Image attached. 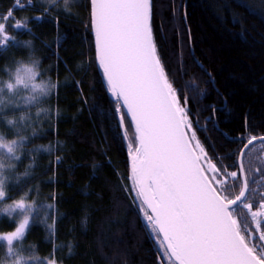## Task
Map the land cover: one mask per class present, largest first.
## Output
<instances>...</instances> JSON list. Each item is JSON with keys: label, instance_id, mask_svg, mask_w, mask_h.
<instances>
[{"label": "trees", "instance_id": "16d2710c", "mask_svg": "<svg viewBox=\"0 0 264 264\" xmlns=\"http://www.w3.org/2000/svg\"><path fill=\"white\" fill-rule=\"evenodd\" d=\"M90 13V0H76L70 12L50 9L43 0H0L6 29L0 39L11 37L9 46L0 47V76L5 63L24 54L22 42L32 40L45 72L58 81L48 102L62 113L26 149L18 170L33 162L35 168L19 185H9L8 200L23 193L48 202L43 220L39 212L45 206L34 210L37 219L24 241L25 247L38 244L47 264H169L127 180L131 126L122 138L96 61ZM151 25L165 75L207 160L240 177L239 138L246 143L250 136H264V0H152ZM0 132L11 135L2 123ZM43 143L54 150L33 153ZM243 165L250 192L255 189L252 194L259 197L262 143L248 150ZM124 184L135 194V206ZM238 190L225 194L234 198ZM245 216L250 220L241 206L238 218ZM16 226L14 217H3L0 232Z\"/></svg>", "mask_w": 264, "mask_h": 264}, {"label": "snow or ice", "instance_id": "6c2138e0", "mask_svg": "<svg viewBox=\"0 0 264 264\" xmlns=\"http://www.w3.org/2000/svg\"><path fill=\"white\" fill-rule=\"evenodd\" d=\"M90 15L96 59L114 97L116 123L121 129L135 127L138 146L131 171L136 198L164 257L169 264H264V193L253 195L255 189L250 192L248 179L241 180L237 171L227 173L211 160L208 168L202 166L207 152L165 75L154 43L152 0H91ZM5 30L0 23V34ZM10 40L4 36L0 47L9 46ZM243 140L239 138L241 161L254 142L264 146V136ZM128 147L131 154L132 145ZM239 171L244 173L243 163ZM221 175L234 183H226ZM237 188L234 198L225 194ZM241 206L250 220L238 218ZM18 207L25 211L23 204ZM7 217L12 218L11 211ZM25 228L27 219L0 238L7 240L10 253Z\"/></svg>", "mask_w": 264, "mask_h": 264}, {"label": "clouds", "instance_id": "9594fccd", "mask_svg": "<svg viewBox=\"0 0 264 264\" xmlns=\"http://www.w3.org/2000/svg\"><path fill=\"white\" fill-rule=\"evenodd\" d=\"M50 9L59 8L70 12L76 0H43ZM24 54L17 56L2 67L3 75L0 76V123L10 130L11 135L0 132V215H8L16 219V227L28 220V228L36 215L35 209L43 204L40 210V219H44L47 212L46 200L38 195L29 199L23 193L18 197L8 200V187L10 184L19 185L35 168L31 163L24 170H18L19 161L31 145L33 140H38L44 134L45 126L54 123L61 116V110L48 101L54 96L58 81L46 73L43 67V58L38 54L32 40H25L21 44ZM54 150V145L48 143L37 144L33 153L47 154ZM24 205L22 213L18 207ZM29 208L31 212L27 211ZM86 226L87 220L81 221ZM24 235L15 239L9 252L7 240H3V252L0 253V264H47L46 258L39 252V245L30 243L27 247ZM15 228L8 232H0V238L14 233Z\"/></svg>", "mask_w": 264, "mask_h": 264}, {"label": "rangeland", "instance_id": "374dc122", "mask_svg": "<svg viewBox=\"0 0 264 264\" xmlns=\"http://www.w3.org/2000/svg\"><path fill=\"white\" fill-rule=\"evenodd\" d=\"M29 6H31V5H29ZM8 18H10V17H8ZM131 127H132V125H131ZM132 130H133V132H134V129H133V127H132ZM136 137V135H135V132H134V134L132 133V132H130L129 131V135H128V139H129V141H131L130 142V144L132 145V148H133V151H132V155H134L135 154V151H134V149L138 146L137 145V142H136V140H134V137ZM208 164H209V161L207 160V158L206 159H204V160H202V166L203 167H205V168H208ZM239 174H240V172H239ZM130 175H131V173H130ZM264 178V177H263ZM240 179H241V176H240ZM128 180V183L129 184H133V186H134V183H133V180H132V176L130 177V178H128L127 179ZM262 185H264V180H263V182H262ZM124 187H125V191H126V195H128V200L131 202L132 201V199H135V196L133 195L132 196V192L130 191V186H128L127 184H124ZM264 193V192H263ZM130 194V195H129ZM133 206H135L134 204H133ZM3 217H7L6 215H0V221H1V219L3 220ZM2 243V245L4 246V241H2V240H0V244Z\"/></svg>", "mask_w": 264, "mask_h": 264}, {"label": "water", "instance_id": "95a60500", "mask_svg": "<svg viewBox=\"0 0 264 264\" xmlns=\"http://www.w3.org/2000/svg\"><path fill=\"white\" fill-rule=\"evenodd\" d=\"M90 3H91V0H90ZM93 34H94V32H93ZM94 40H95V37H94ZM95 52H96V47H95ZM97 64H98V61H97ZM99 67V66H98ZM100 69V68H99ZM101 70V72H102V74H103V70L102 69H100ZM105 79V78H104ZM105 82H106V80H105ZM109 95H110V98L112 99V101H114V97H112V95L109 93ZM133 126V129H134V132H135V127H134V125H132ZM121 129V128H120ZM121 132H122V134L123 133H126V128H124V129H121ZM135 135H136V133H135ZM262 142H260V141H257V142H254L253 143V145H250L249 146V148L247 149V150H245L246 151V153L248 152V150L251 148V147H253V146H255V145H258V144H261ZM241 163H243V160L241 161V159L239 158V169H240V165H241ZM131 169H132V157H131V164H130V172H131V176H132V171H131ZM240 172V171H239ZM240 176H241V180H243V179H245L246 177H245V174L243 173V174H241L240 173ZM133 180V179H132ZM134 183V182H133ZM134 188H135V186H134Z\"/></svg>", "mask_w": 264, "mask_h": 264}]
</instances>
